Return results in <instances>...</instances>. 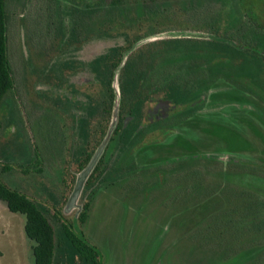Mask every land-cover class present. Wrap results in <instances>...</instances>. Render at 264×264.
Listing matches in <instances>:
<instances>
[{
	"label": "rangeland",
	"instance_id": "rangeland-1",
	"mask_svg": "<svg viewBox=\"0 0 264 264\" xmlns=\"http://www.w3.org/2000/svg\"><path fill=\"white\" fill-rule=\"evenodd\" d=\"M7 5L16 86L0 111V160L13 168L0 176L10 189L46 209L59 206L74 226L76 212L64 215L63 210L80 173L77 152L69 146L71 132L65 141L55 125V80L46 74L61 57V41L54 33H39L47 13L35 0L26 10L17 0ZM243 9L264 12V0L242 5L237 0H125L114 23L119 32L131 27L144 33L153 23L187 28L195 17L202 26L208 16L232 31L236 23L247 22ZM245 36L250 39L252 33ZM92 40L84 44V59L123 37ZM224 72L235 81L212 83L204 112L167 128L171 133L163 141L136 151L138 166H149L151 175L141 173L114 185L98 180L85 188L80 204L89 207L78 228L99 251L101 264H264V102L235 84V67L225 66ZM161 170L170 171L163 186L147 187L145 195L143 186L157 184ZM240 172L241 181L236 177ZM248 172L257 177L249 178ZM47 216L59 233L61 224L49 208ZM25 224L24 215L10 212L0 201V264H34ZM209 226L213 229L207 232ZM203 230L208 236L200 238Z\"/></svg>",
	"mask_w": 264,
	"mask_h": 264
},
{
	"label": "flooded vegetation",
	"instance_id": "flooded-vegetation-1",
	"mask_svg": "<svg viewBox=\"0 0 264 264\" xmlns=\"http://www.w3.org/2000/svg\"><path fill=\"white\" fill-rule=\"evenodd\" d=\"M32 1L17 3L26 10ZM115 1L35 0L47 13L39 33L46 31L48 37L54 33L62 45L60 59L50 64L46 74L49 80H55L52 93L57 96L54 101L59 106V116L54 122L59 124L65 141L67 131L71 132L68 142L77 152L76 170L81 172L89 164L111 133L86 189L98 180L101 185H114L141 173L151 175L149 166H138L136 151L163 141L171 133L167 128L204 112L212 96L210 85L235 81L225 74V66L235 67L238 72L236 85L264 102L262 10L243 9L247 22L236 23L232 31L220 27L221 19L209 20L207 16L202 26L196 24L200 18L195 17L187 28L178 30L153 23L144 33L141 28L131 31V27L119 32L114 15L123 9L125 0ZM237 1L241 5L246 2ZM59 8L64 10L61 15ZM115 31L123 41L112 42L83 58V47L89 38L111 42L117 35ZM247 32L252 37L242 39ZM169 172L158 171L155 185L145 183V195L147 187L163 186ZM242 174H236L240 181ZM247 176L257 177L253 172ZM176 195H171V200H176ZM88 207L84 208L86 215ZM48 208L72 226L62 217L59 206ZM209 228L212 227L207 232ZM198 236L205 238L208 234L203 230Z\"/></svg>",
	"mask_w": 264,
	"mask_h": 264
},
{
	"label": "trees",
	"instance_id": "trees-1",
	"mask_svg": "<svg viewBox=\"0 0 264 264\" xmlns=\"http://www.w3.org/2000/svg\"><path fill=\"white\" fill-rule=\"evenodd\" d=\"M117 1L119 0L115 2ZM7 2L8 0H0V111L5 99L16 86L9 57L10 13ZM12 168L0 160V174L9 172ZM0 201L7 205L10 212L25 216V233L33 242L34 264H101L100 254L81 241L73 232L71 225L65 223L59 216L53 215L61 224V230L57 233L47 216L48 209L27 195L10 189L2 181L1 176ZM85 211L80 215L82 223L87 218ZM246 218L243 217V220H247ZM243 225L244 223H240L241 227ZM253 226L256 227L258 224Z\"/></svg>",
	"mask_w": 264,
	"mask_h": 264
},
{
	"label": "water",
	"instance_id": "water-1",
	"mask_svg": "<svg viewBox=\"0 0 264 264\" xmlns=\"http://www.w3.org/2000/svg\"><path fill=\"white\" fill-rule=\"evenodd\" d=\"M111 132V131H110ZM111 133L108 134L106 141L103 143L99 151L95 154V156L92 158V160L89 162V164L78 174L75 186L73 188L72 193L69 196V199L64 207L63 213L64 215H68L75 211L74 218V226L72 225V230L74 233L78 235L81 241H83L88 246L94 248L98 253L99 251L95 246L90 244L84 237L82 231L78 228V221L80 222V215L82 214L84 210V206L80 204V200L83 196V193L86 188V182L88 181L90 175L92 174L94 168L97 165V162L104 150V147L109 139Z\"/></svg>",
	"mask_w": 264,
	"mask_h": 264
}]
</instances>
